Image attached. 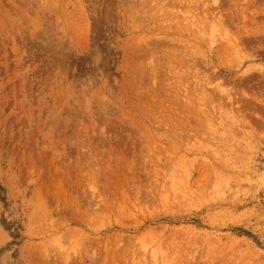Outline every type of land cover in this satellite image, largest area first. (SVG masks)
Instances as JSON below:
<instances>
[{
    "label": "rangeland",
    "instance_id": "1",
    "mask_svg": "<svg viewBox=\"0 0 264 264\" xmlns=\"http://www.w3.org/2000/svg\"><path fill=\"white\" fill-rule=\"evenodd\" d=\"M0 264H264V0H0Z\"/></svg>",
    "mask_w": 264,
    "mask_h": 264
}]
</instances>
